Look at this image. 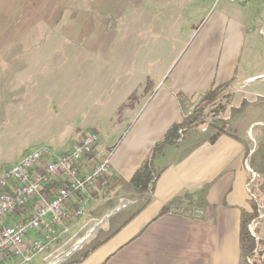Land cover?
<instances>
[{
	"label": "crops",
	"instance_id": "1",
	"mask_svg": "<svg viewBox=\"0 0 264 264\" xmlns=\"http://www.w3.org/2000/svg\"><path fill=\"white\" fill-rule=\"evenodd\" d=\"M220 1L226 2L216 4ZM237 4L242 9L234 7L229 17L202 26L183 55L189 53L172 90H115V114L125 113L124 118L115 115L114 132L105 131L109 122H89V130L98 134L97 146L78 169L84 175L108 157L107 185L98 183L90 193L66 201L55 247L42 263L54 264L50 262L61 256L57 264H251L249 256L261 251L264 38L259 31L264 2ZM215 88L227 95L217 120L185 124L175 141L165 143L171 127L191 117L203 95ZM83 136L68 151L52 155L70 152ZM144 165L150 180L138 189L132 180ZM247 170L257 175L251 183ZM86 207L95 209L79 222ZM244 216L255 240L248 253L241 243Z\"/></svg>",
	"mask_w": 264,
	"mask_h": 264
},
{
	"label": "rangeland",
	"instance_id": "2",
	"mask_svg": "<svg viewBox=\"0 0 264 264\" xmlns=\"http://www.w3.org/2000/svg\"><path fill=\"white\" fill-rule=\"evenodd\" d=\"M234 7L242 9L216 0H0V173L37 149L56 155L78 136H98L91 121L114 132L125 113L115 114V90H172L202 26ZM226 98L204 106L198 123L217 120L212 111ZM53 247L30 264H45Z\"/></svg>",
	"mask_w": 264,
	"mask_h": 264
},
{
	"label": "built area",
	"instance_id": "3",
	"mask_svg": "<svg viewBox=\"0 0 264 264\" xmlns=\"http://www.w3.org/2000/svg\"><path fill=\"white\" fill-rule=\"evenodd\" d=\"M225 1L247 4L250 0ZM259 33L264 38V27ZM97 141L96 134H87L70 152L57 157L46 148L37 149L0 173V264H30L56 240L66 201L73 195L90 193L98 183L107 185L108 157L84 175L78 169L84 157L95 153ZM247 172L251 183L257 175ZM53 185L57 188L46 197L45 190ZM18 211L22 219L7 226V217ZM249 228L253 234L254 227L251 229L250 224ZM31 234L35 236L25 244Z\"/></svg>",
	"mask_w": 264,
	"mask_h": 264
},
{
	"label": "trees",
	"instance_id": "4",
	"mask_svg": "<svg viewBox=\"0 0 264 264\" xmlns=\"http://www.w3.org/2000/svg\"><path fill=\"white\" fill-rule=\"evenodd\" d=\"M220 90H223V88H215V89L208 90L203 95L202 101L200 102L198 107L193 111L192 116L189 117L184 122L172 126L171 129L166 134L164 142L168 143V144L172 143L177 138V132H178L179 128L183 127L185 124H187V125L194 124L202 116V114L204 112V108H205L204 106L213 103L219 97V95L221 94ZM225 106H226V104L216 107L212 111V113L214 115H216V114H219L220 112H223L225 109ZM149 180H150V174L148 171V167H147V165H144L137 171L132 182L136 188L145 189ZM56 188H57V186L53 185L51 187H48L46 189V192H53V190H55ZM28 211H30V210L28 209ZM19 214L20 213L18 211L16 215L19 217ZM249 222H250L249 218L244 216L243 221H242V227H241V243H242V248L244 249V251L246 253L252 252L255 248V244H254L255 240L251 236L249 231L247 230V226L249 225ZM259 243L261 245V251L254 253V254H251L249 256L250 260H251V264H262L263 263L264 243L261 240L259 241Z\"/></svg>",
	"mask_w": 264,
	"mask_h": 264
},
{
	"label": "bare ground",
	"instance_id": "5",
	"mask_svg": "<svg viewBox=\"0 0 264 264\" xmlns=\"http://www.w3.org/2000/svg\"><path fill=\"white\" fill-rule=\"evenodd\" d=\"M255 224H256V220H253V221L251 222V229L255 226Z\"/></svg>",
	"mask_w": 264,
	"mask_h": 264
},
{
	"label": "water",
	"instance_id": "6",
	"mask_svg": "<svg viewBox=\"0 0 264 264\" xmlns=\"http://www.w3.org/2000/svg\"><path fill=\"white\" fill-rule=\"evenodd\" d=\"M58 262H60V260L56 261L54 264H57Z\"/></svg>",
	"mask_w": 264,
	"mask_h": 264
}]
</instances>
